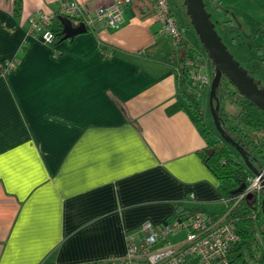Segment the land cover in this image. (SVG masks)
Masks as SVG:
<instances>
[{
	"label": "crops",
	"instance_id": "crops-1",
	"mask_svg": "<svg viewBox=\"0 0 264 264\" xmlns=\"http://www.w3.org/2000/svg\"><path fill=\"white\" fill-rule=\"evenodd\" d=\"M64 1L23 0L16 17L0 0V264H106L142 222L221 198L179 71L145 55L163 37L153 2L127 5L117 29L33 35L30 17Z\"/></svg>",
	"mask_w": 264,
	"mask_h": 264
},
{
	"label": "trees",
	"instance_id": "trees-1",
	"mask_svg": "<svg viewBox=\"0 0 264 264\" xmlns=\"http://www.w3.org/2000/svg\"><path fill=\"white\" fill-rule=\"evenodd\" d=\"M170 2L176 14L174 2L172 0ZM22 11L23 0H14L13 12L16 17H20ZM58 20V27L54 26L55 44L74 40L77 35L62 41L65 34L63 25L60 19ZM81 20L74 19L73 22L78 25ZM86 27L87 31H93L91 27ZM180 28L183 29L184 27ZM201 46L203 51L198 50L190 39H184L181 46L176 48L172 45L170 38L162 37L145 50V55L148 58L169 63L179 71L183 98L188 101L193 120L198 125H202L200 121L203 122L204 109L199 98L186 92L185 85L188 83L189 58L193 54L196 57L198 55L201 57L208 56L202 44ZM201 61L203 62V59ZM230 86L234 87L233 92H229ZM217 96L219 102H222L224 96H228L239 104L240 110L237 113V117L240 119L239 123L237 122V125L233 126H226V133L229 129L230 133L227 134L244 147L253 165L258 170H262L264 168V111L242 95L227 77H223L221 80V84L217 88ZM183 108H186V103L184 100H178L168 110L172 113ZM225 110V106L221 105L218 114L220 119L224 117V122L226 123L228 118ZM209 118H213L211 112L209 113ZM202 133L207 140V144L198 150V154L203 163L219 181L218 189L221 193V198L206 203L203 201L197 204H192L189 201L176 203V215L171 222L185 220L198 211L215 217L226 215L228 219H232L236 223L238 234L240 235L239 241L232 243L227 252L230 264H264V246L258 238L259 232L264 234V229L261 230V225L264 224V212L262 209L264 190H255L252 197L246 195L243 198H239V195L247 188L244 187L241 191L239 189L243 185L248 186L250 184V179L254 176V173L246 165L239 150L232 143L226 142L216 128L212 130L207 126L202 127ZM256 154L258 157H256ZM223 198L231 201L224 203L221 200ZM46 264L52 263L48 262Z\"/></svg>",
	"mask_w": 264,
	"mask_h": 264
},
{
	"label": "built area",
	"instance_id": "built-area-1",
	"mask_svg": "<svg viewBox=\"0 0 264 264\" xmlns=\"http://www.w3.org/2000/svg\"><path fill=\"white\" fill-rule=\"evenodd\" d=\"M134 0H114L109 4H100L94 11H88L80 0H65L58 11H49L33 15L29 19L30 32L40 36L46 43L56 40L54 24L59 16L70 19H82L80 22L91 27L95 32L102 28H119L124 22L125 7ZM158 20L162 23V32L171 38L177 47L183 35L179 29L170 0H154ZM191 84L189 91L200 95L210 86V78L202 72V64L189 58ZM8 64L5 71L10 72ZM264 168L260 174L250 179L251 185L242 198L252 190L262 189ZM254 187V188H253ZM222 202L231 200L221 199ZM192 204L200 203L194 194L189 198ZM236 223L226 215L211 216L204 212H195L185 220H175L165 224L144 221L140 227L127 237L126 255L112 256L106 264H230L228 250L232 243L239 241ZM176 238V240H174Z\"/></svg>",
	"mask_w": 264,
	"mask_h": 264
},
{
	"label": "water",
	"instance_id": "water-1",
	"mask_svg": "<svg viewBox=\"0 0 264 264\" xmlns=\"http://www.w3.org/2000/svg\"><path fill=\"white\" fill-rule=\"evenodd\" d=\"M187 8V13L191 19V24L194 26L199 39L206 50L210 59L216 67V74L213 78L210 95L209 105L212 112V117L217 126L222 138L229 143H232L240 152L246 165L256 175L260 173L250 161L244 147L239 144L232 136L226 134V130L220 123L218 110L220 108V102L217 96V88L221 84L223 77H227L237 88V90L257 107L264 111V88H260L255 82V79L248 74V71L240 64V62L234 57L227 45L219 35L216 24L212 20L211 13L207 9L205 0H184ZM59 19L63 25L64 37L66 40L72 36H76L87 32L86 24L81 22L75 25L73 20L66 16H59ZM245 185H243L239 191H241ZM252 195H249L251 197ZM262 209L264 212V198L262 199Z\"/></svg>",
	"mask_w": 264,
	"mask_h": 264
},
{
	"label": "rangeland",
	"instance_id": "rangeland-1",
	"mask_svg": "<svg viewBox=\"0 0 264 264\" xmlns=\"http://www.w3.org/2000/svg\"><path fill=\"white\" fill-rule=\"evenodd\" d=\"M233 1H235V2L237 1V3L234 4ZM173 2H174L177 18H178L180 24L183 25V27H184L183 30H184L185 38L187 40L190 39L197 46L198 50L203 51L202 46H201L202 43L199 39L198 34L196 33L194 26L191 24V19L187 13V8L185 6L184 0H173ZM207 3H208V8L212 12L213 16L216 19H218V20L222 19L223 21L229 20V17H228V15L225 14V12H227V13H228V11L231 12L230 7H233L234 11H237L240 18H241L240 23L244 26L243 29H246L247 32L249 31L248 32L249 35L255 29H264V0H207ZM219 28H220V31L223 33L224 31H223L222 24H219ZM233 29H236V28H233ZM234 35H235V37H237V36L240 37L239 31H238V33L235 32ZM245 40H246L245 43L248 44L249 39H246V37H245ZM259 40H258V43L262 44V41L261 40L259 41ZM230 46H231V44H230ZM232 50L234 51V53H236L235 58L239 61H240V59L238 58V56L241 57V54L243 57L245 56L246 52L242 53L241 47H239L238 43H237V46H234L232 48ZM16 59H17V63H18L19 60L17 57H16ZM202 59H203V64L205 66L204 71L206 74H208L210 76V79H212V81H213V78L216 74L215 65H214L213 61L209 58V56H202ZM233 91H234V87L230 86L229 92H233ZM209 95H210V93H207V91H205L201 97H197V98H199V101L201 102L203 109H204L203 122L200 121V123L202 124L201 127L207 126V127H210V129L215 130V128H217V126H216V123L214 121V118H209V113L211 112L210 105H209ZM221 105L225 106V109H226L225 112H227L226 117L228 118V120H227L228 124L231 126L237 125V122L239 123V120H240L237 117V113L240 110L239 104L234 102L232 98H230L228 96H224L222 102H220V106ZM211 114H212V112H211ZM229 121H230V123H229ZM227 122L226 123L224 122V117L220 119V123H221L222 127H224V128H226ZM253 155L255 156V154H253ZM251 157H253V156L251 155ZM256 157H258L257 154H256ZM251 181H253V177H251ZM250 186L251 185H248V186H246V188L248 189ZM261 186H263L262 183H261ZM247 189L244 191V192H246V194H247ZM254 191L255 190H252L247 196L252 195L254 193ZM263 229H264V224L261 225V230H263ZM259 235H260V239H261V235H262L263 240H264V234H262V232H260Z\"/></svg>",
	"mask_w": 264,
	"mask_h": 264
},
{
	"label": "flooded vegetation",
	"instance_id": "flooded-vegetation-1",
	"mask_svg": "<svg viewBox=\"0 0 264 264\" xmlns=\"http://www.w3.org/2000/svg\"><path fill=\"white\" fill-rule=\"evenodd\" d=\"M205 1H206L207 9L211 13L212 20L216 24V29L219 35L222 37L224 43L227 45L228 49H230L231 53L235 57L236 53H234L232 48L234 46H237V43L239 44L242 53L243 52L246 53L244 57L242 56V54L241 57L238 56V58L240 59V61L239 60L238 61L248 71V74L255 79V82L259 85V87L264 88V45H263L264 29H255L249 35L248 33L249 31L247 32L246 29H243L244 26L240 23L241 18L238 12L234 11L233 7H230L231 12L230 11H228V13L225 12V14L228 15L229 17V20H225V21H223L222 19L218 20L213 16L212 12L209 10L207 0ZM233 2L234 4L237 3V1L236 2L233 1ZM219 24H222L224 31L223 33L220 31ZM238 31L240 37L239 36L235 37L234 33L235 32L238 33ZM245 37L246 39H249L248 44L245 43L246 41ZM259 39L262 41V44L258 43ZM228 125L229 124L227 122L226 126L228 127ZM227 133H230L229 129L227 130Z\"/></svg>",
	"mask_w": 264,
	"mask_h": 264
},
{
	"label": "bare ground",
	"instance_id": "bare-ground-1",
	"mask_svg": "<svg viewBox=\"0 0 264 264\" xmlns=\"http://www.w3.org/2000/svg\"><path fill=\"white\" fill-rule=\"evenodd\" d=\"M152 2H153V4H154V7H155V10H156V12H157V9H156V4H155V1L154 0H151ZM172 5V4H171ZM173 10V9H172ZM173 13H174V10H173ZM174 15H175V17H176V22H177V25H178V27H179V29L181 30V32H182V35H183V38H182V41L184 40V39H186L185 38V35H184V30L183 29H181L180 27H182V25L180 24V22H179V20H178V18H177V15L174 13ZM158 18V17H157ZM72 20V19H71ZM159 21V20H158ZM160 22V21H159ZM161 23V22H160ZM161 30H162V23H161ZM161 34L163 35V37H165V38H170L168 35H166L165 33H163L162 31H161ZM171 39V38H170ZM182 41L180 42V44L177 46V47H180L181 46V43H182ZM171 43H172V41H171ZM173 45V44H172ZM174 46V45H173ZM175 47V46H174ZM176 47V48H177ZM191 58H193L194 60H196V61H198L200 64H202V72L203 73H205V71H204V68H205V66H204V64H203V62L201 61V59H202V57L201 56H195L194 54L191 56ZM201 58V59H200ZM210 58V57H209ZM212 60V59H211ZM213 61V60H212ZM8 64H11L12 65V70H14L15 69V67H14V64L12 63V62H8ZM7 64V65H8ZM7 65H6V67H7ZM6 67L4 68V69H6ZM216 68V67H215ZM11 70V71H12ZM5 73H6V71H5ZM206 74V73H205ZM208 75V74H207ZM209 76V75H208ZM179 77H181L180 76V73H179ZM209 78H210V76H209ZM191 84V74H190V72L188 71V83L186 84L187 85V87L185 86V89H186V92L188 93V94H193L194 96H196V97H201L202 95H203V93L205 92V91H207V93H210V89H211V85H212V79H210V86H208L205 90H202L201 91V93H200V95H197V94H194V93H192V92H190L189 91V85ZM250 158V157H249ZM250 161H251V159H250ZM252 163V162H251ZM260 174V173H259ZM258 174V175H259ZM255 176H253V178H255L256 176H258V175H256V174H254ZM262 177H264V175H261ZM262 184H263V186H262V189H264V179H263V181H262Z\"/></svg>",
	"mask_w": 264,
	"mask_h": 264
}]
</instances>
